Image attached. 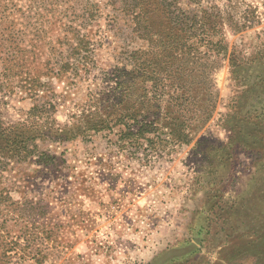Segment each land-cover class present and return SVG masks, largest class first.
<instances>
[{
	"label": "trees",
	"instance_id": "trees-1",
	"mask_svg": "<svg viewBox=\"0 0 264 264\" xmlns=\"http://www.w3.org/2000/svg\"><path fill=\"white\" fill-rule=\"evenodd\" d=\"M2 1L0 264L12 261L41 264L47 254L40 248L39 221L52 208L51 193L55 191L61 201L75 193L69 187L71 181L67 180L70 167L66 158L48 144L76 138L82 141L100 132L113 133L120 149H138L145 145L158 150L189 144L216 107L218 90L213 73L218 65H215L216 58L227 54L224 27L239 31L257 16L253 9L245 10L243 22L239 24L234 14L227 7L221 8L215 0H103L108 22L117 23L118 12L130 13L133 31L146 40L147 47L133 50L126 63L112 67L113 84L97 98L101 103L85 104L66 122L59 123L53 79L56 82L72 79L80 62L90 58V33L81 29L97 20L96 0L80 2L79 14L75 12L73 17L78 22L66 23L61 28L62 34L56 36L57 45L47 51L38 48L37 52L36 42L44 39L48 30L39 26L45 20L37 18L35 0L33 16L36 19L31 22L30 42L24 38L15 19L7 18L9 4L11 13L24 14L22 9L15 6V0ZM47 13L51 15L50 9ZM36 53L47 67L39 68ZM228 65L233 92L228 110L221 118L227 141L207 133L195 141L193 150L211 163L216 156L218 160L219 157L227 160L231 147H237L253 152L256 162H260L258 155L261 152L264 155V41L249 55L232 48ZM31 70L33 74H29ZM14 77L20 80L18 86L28 92L31 104L20 118L6 120L1 111L2 97L13 91ZM43 177L50 184H44L43 192L30 186ZM236 207L234 217L230 218L227 212L223 216L222 222L231 224L227 239L246 237L249 233L254 237L250 245L254 247L255 264H264V222L260 226L246 223L242 219L243 209ZM262 212L259 210V214ZM51 232L49 229L45 236L50 237Z\"/></svg>",
	"mask_w": 264,
	"mask_h": 264
},
{
	"label": "rangeland",
	"instance_id": "rangeland-1",
	"mask_svg": "<svg viewBox=\"0 0 264 264\" xmlns=\"http://www.w3.org/2000/svg\"><path fill=\"white\" fill-rule=\"evenodd\" d=\"M33 1H14L24 14L11 13V4L6 11L7 18L15 19L30 42L31 22L36 19L33 6L37 3V18L45 20L39 26L48 30L44 39L36 42L37 52L38 48L47 51L57 45L56 36L62 34L61 28L66 23L78 22L73 17L75 12L79 14L77 8L85 0ZM215 3L227 7L239 24L245 10L253 9L257 17L239 31L229 26L223 29L228 49L215 62L218 65L213 79L218 100L212 117L189 144L158 150L145 145L138 149L117 148L116 136L108 132L93 134L82 141L76 138L49 143L48 147L66 158L70 167L67 180L75 193L65 201L57 199L55 191L51 193L52 208L39 221L40 248L47 254L41 264H255L254 247L250 245L254 237L248 233L246 237L228 240L230 223L222 220L225 212L234 217L239 205L246 223L260 226L264 222L263 153L258 155L260 162H256L253 152L231 147L227 160L220 157L218 160L216 156L210 163L196 154L193 146L207 133L227 141L221 118L228 110L233 92L228 53L235 48L249 55L264 41V0H215ZM96 4L97 20L81 29L90 33V58L80 62L72 79L59 82L53 79L59 123L66 122L85 104L99 102L97 98L102 91H108L113 84L112 67L126 63L133 50L147 47L146 40L133 31L130 13L118 12L117 23H110L105 17L107 6L103 0H96ZM35 56L39 68L48 66L38 58V53ZM125 68L130 65L125 64ZM33 73L34 70L29 71ZM18 80L14 77L13 91L2 97L1 111L6 120L20 118L31 104L28 92L18 86ZM218 155L221 156L219 150ZM36 183L30 186L42 192L44 184L50 186L44 177ZM259 210L263 212L259 214ZM49 229L52 232L48 238L45 232Z\"/></svg>",
	"mask_w": 264,
	"mask_h": 264
}]
</instances>
